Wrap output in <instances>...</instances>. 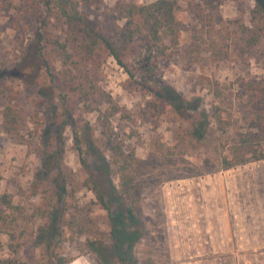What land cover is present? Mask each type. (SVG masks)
<instances>
[{"label":"rangeland","instance_id":"rangeland-1","mask_svg":"<svg viewBox=\"0 0 264 264\" xmlns=\"http://www.w3.org/2000/svg\"><path fill=\"white\" fill-rule=\"evenodd\" d=\"M125 1L101 0L99 6L83 11L93 26L110 32L123 22L116 9ZM175 1L178 45L171 58L159 62L158 73L185 100L184 108L163 110V102L154 108L153 96L137 93L111 56L99 55L94 66H86L102 96L93 99L95 110L85 111L84 117L94 124L97 109L108 108L105 99L110 96L120 109L111 117L113 139L134 151L133 210L144 232L134 244L132 260L134 264H264V160L231 168L221 165L231 143L249 129L254 112H264V36L256 46H246L241 32L249 24L255 0ZM5 3L0 0V75L7 72L0 78V121L3 106L15 104L27 112L26 126L35 137L36 128L46 127L43 141H55L60 134L57 99L35 50L36 20L27 18L28 31L20 42L22 31L14 26L17 16ZM47 18L48 35L64 41L66 25L56 16ZM44 51L60 79L57 55L49 45ZM218 114L225 129L215 121ZM199 123L207 129L200 140L193 133ZM70 133L65 126L62 163L72 177L68 189L74 190V196L67 193L62 205L67 219L80 216L85 232L77 235L75 227L64 224L52 251L73 257L69 264H105V259L108 264H121L110 258L106 211L82 185L85 172ZM36 139L40 141L39 136ZM98 145L107 156L101 140ZM43 154L39 155L37 145H26L14 134L0 131V195H9L18 215L3 229L21 233L20 248L13 253L7 232H0V264L45 254L32 242L39 222L35 209L47 187L35 176ZM111 179L117 184L115 174ZM86 239L103 240L105 259L84 245ZM49 264H54L51 253Z\"/></svg>","mask_w":264,"mask_h":264},{"label":"trees","instance_id":"trees-1","mask_svg":"<svg viewBox=\"0 0 264 264\" xmlns=\"http://www.w3.org/2000/svg\"><path fill=\"white\" fill-rule=\"evenodd\" d=\"M5 2L6 7L13 9L17 16L14 26L19 32L22 31L19 36L20 42H24L23 33L28 31L25 27L27 18L33 16L32 22L36 20L33 42L42 62L41 68L48 76L57 99L58 116L55 121L60 125V134L55 141H43L44 135L48 132L46 127L36 128L38 135L35 137V133L26 126L27 112L24 109L12 103L3 106L0 131L14 134L19 142L26 145L32 143L37 145L39 155L45 153L46 156L35 176L43 180V185L45 183L47 185L35 209L34 215L39 222L32 239L36 247L44 248L45 254L40 258L31 257L28 260L10 258L4 264H49L50 253L54 264H69L73 260V257L52 251L59 243L64 224L75 227L77 235L85 232L80 216L72 214L67 219L68 211L64 204L62 205L67 193L74 196V190L68 189L73 183L72 177L65 171L62 163L64 150L62 132L65 126H68L71 132V146L78 154L80 165L85 172L82 185L94 194L96 198L94 202L106 211L110 258H117L121 264H134L132 249L144 232L143 224L133 210L134 151H128L121 141L113 139L111 117L120 109L110 96L105 99L109 107L104 110L97 109L94 124L84 117L85 111L95 110L92 106L93 99L102 96L86 66H94L99 55L111 56L135 84L137 93L153 96L154 108L160 102L164 104L163 110L182 108V102L185 100L179 93L168 88L158 73L159 62L171 58L178 45L175 20L178 5L175 0H153L143 4H138L135 0H126L119 3L116 9L117 19L123 22L115 25L109 32L102 27L93 26L83 11V8L88 6H99L101 0H5ZM47 15L58 17L68 28V37L64 41L48 35ZM241 32L245 37L246 46H256L261 42L264 36V0H255L254 6L249 10V24L243 25ZM47 45L60 62L62 68L60 79L57 77L56 69H53V65L46 60L44 49ZM6 76L7 72L4 71L0 78ZM216 116L215 121L221 126V116L219 114ZM221 128L225 129L223 125ZM23 130L27 133L25 134ZM206 131V127L199 123L193 133L200 140ZM37 136L40 141L36 139ZM100 140L105 145L107 156L98 145ZM49 146L53 147L50 149ZM228 150L229 155L221 157L223 168L264 160V112H254V117L249 121V129L240 134L238 141L231 143ZM111 173L117 176V184L112 181ZM16 209L9 195L2 193L0 232H7L13 253H17L20 248L21 233L4 231L3 228L16 222L18 219ZM103 244V240L86 239L84 242L85 246L104 258L101 251ZM105 261L110 263L106 259ZM106 262L105 264H108Z\"/></svg>","mask_w":264,"mask_h":264},{"label":"crops","instance_id":"crops-1","mask_svg":"<svg viewBox=\"0 0 264 264\" xmlns=\"http://www.w3.org/2000/svg\"><path fill=\"white\" fill-rule=\"evenodd\" d=\"M242 252H244V251H242ZM242 252H240V254H241ZM224 253H226V254H224V255H229V256H230V255H233L232 252H231V253H230V252H229V253H228V252H224ZM260 253H261V252H260ZM254 256L256 257V253H255Z\"/></svg>","mask_w":264,"mask_h":264}]
</instances>
